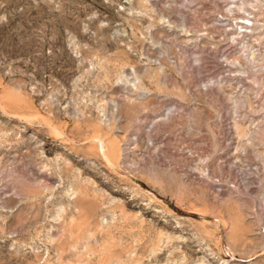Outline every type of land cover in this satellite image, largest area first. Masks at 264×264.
Returning <instances> with one entry per match:
<instances>
[{
	"label": "rangeland",
	"instance_id": "374dc122",
	"mask_svg": "<svg viewBox=\"0 0 264 264\" xmlns=\"http://www.w3.org/2000/svg\"><path fill=\"white\" fill-rule=\"evenodd\" d=\"M0 264H264V0H0Z\"/></svg>",
	"mask_w": 264,
	"mask_h": 264
}]
</instances>
